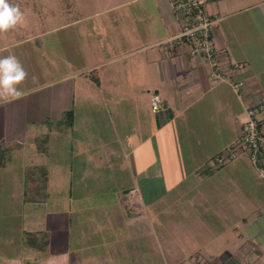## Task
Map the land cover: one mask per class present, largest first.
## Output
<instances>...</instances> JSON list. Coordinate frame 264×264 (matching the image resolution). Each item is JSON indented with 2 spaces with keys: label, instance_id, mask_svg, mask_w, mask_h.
<instances>
[{
  "label": "crops",
  "instance_id": "0c3cea01",
  "mask_svg": "<svg viewBox=\"0 0 264 264\" xmlns=\"http://www.w3.org/2000/svg\"><path fill=\"white\" fill-rule=\"evenodd\" d=\"M57 3L58 8L50 5L43 11L22 9L24 24L0 33V57L16 56L28 73L20 85L21 98L0 100V190L6 187L11 191V175L17 174L18 183L23 185V201L28 202L24 194L27 175L38 167H46L50 174L48 164H29L27 158L32 152V145L27 144L38 145L43 140L47 144L42 152L47 156L53 142L57 143L56 151L62 149V155L73 156V185L78 174L120 169L127 176L122 185H129L123 192H141V176H153L155 184H163L161 191L187 190L192 201L195 192H202L209 207L224 203L226 190L241 191L242 185L223 182L225 177L222 182L206 181L222 171L217 167L222 165L225 150L240 137L248 108L264 101V0H208L206 5L214 19L220 62L226 66L243 64L232 77L245 84L243 97L230 82L209 78L206 59L190 55L179 45L165 47L163 42L180 32L172 0ZM95 72L99 84L90 76ZM155 94L162 98L158 112L152 109ZM118 95L132 100L127 104L128 112L113 99ZM132 95H141V106ZM71 110L73 123L65 120ZM104 122L113 127L111 131L101 130ZM39 128L44 137L37 135ZM107 134L128 148L120 163L112 157L113 151L105 150ZM92 143L97 145L92 148ZM21 154L24 162H19ZM190 179L194 183L185 184ZM13 182L18 191V183ZM219 191L224 193L217 195ZM129 194L122 195L121 202L128 201ZM139 197L135 204L141 208ZM228 198L229 203L235 201L231 195ZM171 201L180 205V195ZM214 211L210 209L225 218L224 211ZM12 219L11 213L0 216V257H11L18 249L27 253L29 247L45 250L40 249L44 236H37L41 243H28L24 231L48 230L19 232ZM237 219L250 223L240 210ZM86 237L82 234L76 240L79 243ZM248 247L252 251L259 248L250 241ZM262 247L264 254V244ZM74 256L83 261L80 254ZM232 256L227 252L226 258Z\"/></svg>",
  "mask_w": 264,
  "mask_h": 264
},
{
  "label": "rangeland",
  "instance_id": "374dc122",
  "mask_svg": "<svg viewBox=\"0 0 264 264\" xmlns=\"http://www.w3.org/2000/svg\"><path fill=\"white\" fill-rule=\"evenodd\" d=\"M8 2L19 6L20 10L31 7L43 11L50 8V5L58 8V0ZM135 97L140 100L136 103L141 106V95H132L131 99ZM128 98L127 95L113 97L120 102L118 107L122 106L127 112V104L132 102ZM54 117L56 119L57 113ZM74 120L72 117L69 122L73 123ZM104 125L101 130L105 132L113 128L106 123ZM36 131L40 137L46 135L42 128ZM71 137L69 139L74 147V139ZM104 138L109 141L105 144V150L113 151L112 157L120 163V156L128 150L127 146L117 143L115 136L107 134ZM45 144L47 142L43 140L38 145L27 144V147L32 145V152L27 157L30 158L29 164L49 165L45 201H23V185L18 183L20 176L11 175L12 190L6 187L0 190V216L13 214L12 225L13 228H19V232L20 229L42 228L50 232V237L43 244L39 240L40 249L44 248V251L29 247L27 253H24L18 249L17 254L11 257L2 255L0 264H79L80 260L76 261L74 253L82 256L80 264H264V254L261 252L264 244V215L261 214L264 211V181L245 153L223 161L217 167V170L222 171L206 181L207 184L222 182L225 177L223 182L242 185V190H226V201L209 207L202 192H195L196 197L192 201L187 190L161 191L163 184H155L153 176H141V192H123L122 189L129 185H122L125 174L120 169H107L104 174L98 175L78 174L77 183L71 184L73 192L70 196L69 181L75 180V170L70 168L73 167V156L70 158L67 154L62 155V149L57 152L55 148L58 146L54 142L51 144L50 156H47L42 152ZM96 145L92 143L93 147H90ZM20 157L19 162H24V154ZM13 180L18 183V191H15ZM194 181L190 179L185 184L190 185ZM128 193L130 199L121 202L122 195ZM215 193L218 195L224 192ZM139 195L141 208L135 204L139 203ZM179 195L181 204L173 205L171 200ZM230 195L235 198L233 203H229ZM210 209L214 212L224 211L225 218L217 217ZM66 210H72L76 215L77 227L72 234L63 229L59 219ZM239 210L243 216L249 217L248 225L238 221ZM82 234H87V237L78 243L76 238ZM249 241L259 247L257 251L248 247ZM227 252L233 256L226 258Z\"/></svg>",
  "mask_w": 264,
  "mask_h": 264
},
{
  "label": "built area",
  "instance_id": "2783aa9c",
  "mask_svg": "<svg viewBox=\"0 0 264 264\" xmlns=\"http://www.w3.org/2000/svg\"><path fill=\"white\" fill-rule=\"evenodd\" d=\"M208 0H172L173 12L180 23V32L163 42L165 47L179 45L194 57L206 59L210 65L209 78L212 81H227L235 92L243 97L245 84L233 80V75L243 67L236 63L232 66L222 64L218 57V49L213 36L214 19L207 11ZM162 108V98L155 94L152 98V109L155 112ZM264 101L251 105L247 110L248 118L243 123L240 137L228 147L221 162L235 159L245 153L257 173L264 181Z\"/></svg>",
  "mask_w": 264,
  "mask_h": 264
},
{
  "label": "clouds",
  "instance_id": "9594fccd",
  "mask_svg": "<svg viewBox=\"0 0 264 264\" xmlns=\"http://www.w3.org/2000/svg\"><path fill=\"white\" fill-rule=\"evenodd\" d=\"M24 13L19 6L11 5L8 0H0V33L22 25ZM28 73L19 59L14 55L0 57V100L19 99L23 96L20 85Z\"/></svg>",
  "mask_w": 264,
  "mask_h": 264
},
{
  "label": "trees",
  "instance_id": "16d2710c",
  "mask_svg": "<svg viewBox=\"0 0 264 264\" xmlns=\"http://www.w3.org/2000/svg\"><path fill=\"white\" fill-rule=\"evenodd\" d=\"M96 73V72H95ZM92 79L99 84L100 79L96 74H91L90 75ZM74 116V111H68L65 114V119L67 121H70V119ZM48 170L46 167H38L32 169V173L28 174L26 177V188H25V199L28 202H43L46 199L47 193V181H48ZM73 181H69V192L70 196L72 195L73 192V187L72 185ZM60 220L62 222V227L64 229H67L72 232L76 229L77 227V220H76V215L73 213L72 210H66L60 215ZM26 234L25 239L27 240L28 243H34L37 244L39 242L38 240V235L39 233L44 236V240L42 241V244L45 243L46 238L49 239L50 237V232L49 231H44V232H29V231H24Z\"/></svg>",
  "mask_w": 264,
  "mask_h": 264
}]
</instances>
